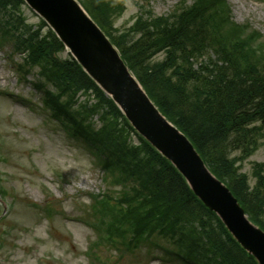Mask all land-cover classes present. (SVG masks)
Segmentation results:
<instances>
[{"label":"rangeland","instance_id":"374dc122","mask_svg":"<svg viewBox=\"0 0 264 264\" xmlns=\"http://www.w3.org/2000/svg\"><path fill=\"white\" fill-rule=\"evenodd\" d=\"M234 1L241 8L242 20H259V16L262 18L258 27L264 34V1ZM175 2L176 0H154V5L156 11L163 14ZM130 4L128 11L117 21L118 26L122 27L124 22H129L135 12L133 2ZM26 12L32 21L37 20L31 10ZM2 62L0 60V64ZM3 66L6 65H2V69ZM3 71L8 80L3 79L2 85L9 84L13 90L22 93L29 92L27 85L20 86L17 83L9 67H5ZM51 125L54 126L53 123ZM263 161L264 148H261L245 162L243 170L252 176L254 164ZM0 172L3 176L2 183L18 200L11 216L1 222V225L13 227L14 231L5 243L0 264H80L84 257L77 250L86 246L85 232L88 230L80 223L57 215L53 221L43 220L40 217L44 214L28 207L24 202L33 201L42 206L53 202L55 209L63 210L68 216H75L83 203L89 202L85 194L88 191L99 192L103 188L101 173L93 168L85 154L74 143L68 144L61 134L55 133L40 113L28 110L23 104H15L6 97H0ZM57 174L64 176V179L57 177ZM169 185V182L165 183V186ZM51 227L55 232L51 231ZM138 253L137 256L127 255L121 264H138L140 256L145 257L146 250ZM153 261L149 264H163L159 259ZM164 264L179 263L173 259Z\"/></svg>","mask_w":264,"mask_h":264},{"label":"trees","instance_id":"16d2710c","mask_svg":"<svg viewBox=\"0 0 264 264\" xmlns=\"http://www.w3.org/2000/svg\"><path fill=\"white\" fill-rule=\"evenodd\" d=\"M219 82V81H218ZM228 81H225L224 79L221 80V85L217 91V94L219 95L220 98L227 97L229 99V104L226 102L222 103L221 106H219V109L221 113L224 115L225 111L231 112L235 117L239 118L238 115L235 114V112L232 110L235 108V102L242 92L241 89L238 86H233L229 89L230 92L224 90L221 92L223 89L227 87ZM213 85L216 84L213 83ZM211 85H209L210 87ZM246 87H251V84L246 83ZM251 91V90H250ZM246 91L244 93L245 95V102L248 104V106H252L258 103L257 101L259 100L258 93H253L252 91ZM257 102V103H256ZM248 106L246 104H242L241 106V113L244 116H253V113L248 109ZM215 107L217 108L218 105L215 104ZM214 110V109H213ZM204 117L201 119L199 118V121L193 122V121H187L188 128L191 130H194L196 135L202 140H205L208 145L214 146L215 144H221L223 138H225L224 132L220 130V126L217 123L216 120L212 118V108L210 106H207L206 110H202ZM202 114V113H200ZM230 114L225 118V124H231L233 122V115ZM199 123V124H198ZM195 125H199V129L195 127ZM201 130H204L205 132H201Z\"/></svg>","mask_w":264,"mask_h":264},{"label":"water","instance_id":"95a60500","mask_svg":"<svg viewBox=\"0 0 264 264\" xmlns=\"http://www.w3.org/2000/svg\"><path fill=\"white\" fill-rule=\"evenodd\" d=\"M188 175L191 177V179L193 180V182L197 185L198 189L202 192V194L205 196V199L209 200L210 203H212L213 205H215L216 207H218L227 217L228 221L231 222V218L228 214V211H227V207L225 205V198L224 196H222V194H219L218 195V201L214 200L212 198L211 195H208L207 191L204 190L201 185L198 183V180H197V177L195 176V174L191 173V172H187ZM211 183V182H210Z\"/></svg>","mask_w":264,"mask_h":264},{"label":"bare ground","instance_id":"6f19581e","mask_svg":"<svg viewBox=\"0 0 264 264\" xmlns=\"http://www.w3.org/2000/svg\"><path fill=\"white\" fill-rule=\"evenodd\" d=\"M232 250V252H233V256L235 257V258H237L238 257V253L235 251V250H233V249H231Z\"/></svg>","mask_w":264,"mask_h":264}]
</instances>
